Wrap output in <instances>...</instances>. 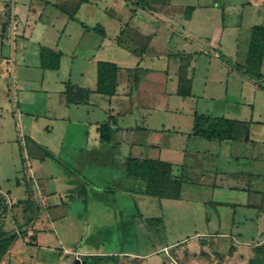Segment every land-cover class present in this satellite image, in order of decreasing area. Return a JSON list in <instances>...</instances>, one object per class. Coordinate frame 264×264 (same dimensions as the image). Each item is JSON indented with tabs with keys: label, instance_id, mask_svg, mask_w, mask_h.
I'll return each instance as SVG.
<instances>
[{
	"label": "rangeland",
	"instance_id": "obj_1",
	"mask_svg": "<svg viewBox=\"0 0 264 264\" xmlns=\"http://www.w3.org/2000/svg\"><path fill=\"white\" fill-rule=\"evenodd\" d=\"M50 1L63 2L70 11L76 2ZM146 2H157V10L163 11L164 16L171 15L173 32H169L170 37L163 33V25L156 37L134 35L130 26L137 22L135 17L131 18L133 10L128 0H89L75 10L73 19L45 0H18L17 20L25 36L17 37L15 60L10 59L11 41H3L0 35V195L7 200V193L11 199H21L28 215L41 218V221L36 227L40 231L37 243L36 234L28 233L29 227H21L17 217L12 215L5 220L3 215L4 229L15 232L21 240L10 245L0 257V264H73L76 256L82 258L84 254L105 255L99 264H264V74L257 78L236 68V64L245 59L251 26L264 24V0ZM13 3V0H0V19L4 17V9ZM194 5L197 8L184 27L188 30L184 35L180 22L190 19ZM186 6H193L188 17L185 16ZM143 14L150 16L149 11ZM128 20L129 25L125 26ZM97 22L105 26L104 36L93 32L82 34V23L93 26ZM137 27L144 31L152 29L150 24ZM120 29L123 32L118 35ZM216 31L220 34L217 37ZM40 44L62 50L59 69L34 65ZM126 52L145 53L146 65L168 74L183 62L179 54H191L188 75L193 78L192 94L180 96L170 92L172 83H167L165 92L155 90L154 106L149 109L131 107L121 93L109 97L94 90L87 104L67 105L63 94L66 80L93 88L92 59L118 61L126 66L132 63ZM22 55L24 62L20 58ZM260 71L264 73V58ZM140 72L136 69L134 74ZM165 103L172 107L171 112H164ZM129 109L133 114H123L119 123L140 124L143 121L158 129L164 123L165 127H175L183 133L191 130L192 110L245 120L249 136L256 143L230 141L222 145L225 151L217 153L220 146L217 141L190 137L188 149L193 154L186 155L184 162L199 164L188 166L193 169L192 177L196 170L214 172L216 176V166L223 169L251 166L254 175L250 179L242 178L249 180L251 191L247 193V190L229 188L225 184L217 187L214 178L209 184L196 180L183 182L182 199L173 203L165 200L159 205V198L150 195L135 197L123 187L126 182L137 185L141 180L128 181L121 153L102 152L104 148L99 144L103 141L95 128L96 122L107 120L108 111L122 113ZM49 111L60 115L68 113L70 120L49 118L45 115ZM143 111H150L145 116L146 121L140 116ZM84 120L91 122L87 137L83 125L75 122ZM162 132L146 131L144 135L161 141ZM240 132L246 134L245 129ZM171 134H165L162 142ZM131 135L134 138L142 136L141 133ZM60 140L63 147L57 148ZM128 148L125 145L124 149ZM50 149H56L52 157L46 153ZM234 154L241 157L239 162L235 163ZM151 155L157 157L158 153L152 151ZM244 155L248 163L244 162ZM93 157L96 161L91 160ZM160 157L167 159L169 156L163 151ZM173 170L178 173L177 164ZM39 176L52 194L55 189L65 192L73 188L76 192L74 179H79L87 188V204L80 196H63L65 204L55 210L56 217L47 218L36 195L41 181ZM53 198L58 200L57 195ZM210 200L234 205L212 206L205 202ZM236 202L247 203L236 209V204L240 205ZM61 209L66 217H57ZM141 215L162 216L163 222L148 223L144 218L137 226L131 225V221ZM119 222L123 225V236L116 237L104 230L105 225ZM107 247L117 250L82 251L106 250Z\"/></svg>",
	"mask_w": 264,
	"mask_h": 264
},
{
	"label": "crops",
	"instance_id": "obj_2",
	"mask_svg": "<svg viewBox=\"0 0 264 264\" xmlns=\"http://www.w3.org/2000/svg\"><path fill=\"white\" fill-rule=\"evenodd\" d=\"M13 1H14L13 5L9 4L4 9V12H3L4 17L2 19H0V35L2 37L1 39H3V41L4 40L5 41H11V44H12L11 56L12 57H10V59L15 60V58H16L15 57L16 56L15 49H16V45H17V37L18 36H25V35H24V28L22 27L21 23L19 25V22L17 20V16L19 15V12H20L19 11V5L17 3L18 0H13ZM29 1H31V0H29ZM128 1L131 3L132 10H133V12L131 13V18L135 17V21L137 22V23H135V25L133 24V26H130L132 28V31H133L132 33L134 35H138V36L143 35V36L148 37V38L156 37L158 29L160 28L161 25H163V28H164L163 33L170 37L171 34H169V32H173V30L170 28L171 24H173L172 23L173 18L171 17L170 14H168V15L166 14L164 16L163 11L161 12L160 10H157V7H156L157 2L156 3L155 2L154 3L153 2L148 3V2H146V0H143L142 2H139L138 0H128ZM169 1L170 0H166L167 3H169ZM10 2H11V0H10ZM45 2L46 3H52L56 8L60 9L63 13H66V12L62 8H65L66 11L71 12L65 6L62 5V4H64L63 2L62 3H56V2H52L50 0H45ZM133 2H136L137 4H134ZM76 3H77V0L75 2V6H76ZM87 3H89V0L81 3L77 7V9H79L83 4H87ZM93 3H96V1H94ZM140 7H143V8H140ZM29 8L30 7L28 5L27 10H29ZM196 8H197V6L194 5V9L189 16L190 19L184 18L185 20H182V22H180L181 26L183 27V30L181 31V33H183L184 35L188 33V30L184 27L187 25L189 20H191L193 18V15H194ZM77 9H75V10H77ZM144 11H147V12L149 11L150 16L144 15L143 14ZM66 15H67V13H66ZM24 17L25 16L22 15L21 19H23ZM67 17H68V15H67ZM73 18H75L74 14H73ZM73 18H71V19H73ZM129 22L130 21L128 20L126 22L125 26L126 25L128 26ZM138 24L141 26H143V25L147 26L148 24H150V25H152V29L151 30L148 29L147 31H144V30L139 29L137 27ZM93 26H91V25L88 26V25L84 24L82 34L84 35L85 33L93 32V33H99L101 36H104V34H105V26L104 25H102L104 28L103 34L93 30L92 29ZM120 28H122V27H120ZM218 33L219 32L216 31V33L214 34L215 37L220 35ZM61 34H63V29L61 30ZM40 45H42V44H40ZM45 46H47V45H45ZM48 47L58 49L61 51V58H60V65H59V67H60L61 66V59L63 56L62 50L60 48H56L54 46H48ZM126 53L132 59V63H130L129 65H126V66H122L118 61L116 62L117 65L119 66V70H118V74H117V86H116V93L115 94L121 93L122 95L127 97L131 107L141 108L144 110L145 108L149 109L152 106H154V104H152L153 93L155 92V90H158L160 92H165L167 83H172V86L170 87V92L175 93L177 83H178V81H177L178 80V67L173 71L172 74L171 73L168 74V72L161 73L159 69L151 68L148 65H146L147 63H145L146 61L144 58L145 53H142V55H136V53H134V52H131V54L129 52H126ZM191 57H192V55L190 54L189 59ZM20 58H21L22 62L25 61V58L23 55ZM83 59H84V57H83ZM189 59H188V62H189L188 66L190 65ZM97 60H101V59H94V58L92 59V68L95 72V79H94L95 84H96V62H97ZM34 65L39 66V53H38V59L36 60V63ZM188 66L186 69V75L188 77H191L188 75ZM59 67H58V69H59ZM136 69L141 70V72L139 74H137L136 82H134L133 77H134V72ZM80 74L82 75L83 73L80 72ZM245 75H249V74H245ZM192 82H193V78H192ZM77 84L82 85V86L86 85L85 83H80V82ZM89 88L91 90H93L95 88V85L93 88L91 86ZM119 88L121 90L120 92H118ZM67 105H73V104L67 103ZM75 106L79 107V105H75ZM161 107H162V105L159 106V108H161ZM159 108H158V110H160ZM162 108H164L165 113L171 112L173 110L172 107H170L166 103L164 104V106ZM175 111H176V108H175ZM194 111H196V110L190 111L191 119H193V112ZM148 112L150 113V111H148ZM148 112L143 111L140 114V116L142 118H144L143 120H145V121H146L145 116L149 114ZM128 113H130V115H132L133 110L129 109V111L122 112V113L121 112H110V111H108V116L111 115V119H110L109 123H110V127H111L112 131H111L110 139L107 141L102 140L99 137L98 126L100 123L96 122L95 128L98 132V137L101 141H103V142H101V144H99L100 147L104 148V151H102V152L109 150V151H114L116 154L121 153V155L124 156V160L127 156H134V157H141V158L142 157H151V158H158V159L166 160L172 164V174L174 176H178L180 173V170L178 171V173L174 172V170H173L174 164H177L179 169L181 166H191V165L192 166H199V164H197V163L189 165L187 162H184L186 155L188 156V154L189 155L193 154V152H190V150L188 149V140L190 139V137H197V136L188 135V132L183 133L180 131V129H177L175 127H173V128L165 127L164 123H161V127L159 129L154 128V127H150L148 125V123H144L143 121H141L140 124L139 123L133 124L131 122L119 123L118 122L119 118H121L123 116V114L127 115ZM20 114H21V112H20ZM45 115L49 118L70 120L68 113H66V115H63V114L60 115L57 113L55 114L52 111H49ZM108 116H107V119H108ZM215 116H218V115H215ZM223 116H225V115H223ZM226 117H228V116H226ZM229 118H234V117H229ZM235 119H237V118L235 117ZM238 120H240V119H238ZM104 121H106V120H103L102 122H104ZM242 121H245V120H242ZM75 122L83 125V132L85 133V136L87 137L89 134V129H90V125H91L90 120H84L82 122L81 121H75ZM144 124H146V125H144ZM146 131H149V133H153L155 131H158V132L163 131L160 134L161 138H159V136H158L159 140H161V141H158L156 138L146 137L144 135V132H146ZM171 132H172V134H171L172 136L169 135L166 142H162V138L164 137V135L168 134V133L170 134ZM134 133H141L142 136L134 138L131 135ZM123 134H126L127 136H123ZM129 134L131 136H129ZM244 136L245 135H241V133H240L238 135L237 139H229V140H222V141L215 140L218 142L217 145H220V146H218L217 153L225 151L226 148L225 147L223 148L222 145H226V143H228L230 141H232V143L236 142V140H243L245 142H250V141L255 142L253 139L250 138L249 133L247 134V137L249 138L248 140H244L243 139ZM177 137H178V139H177ZM29 138H31V137L29 136ZM208 141H214V140H208ZM62 142H63L62 140L59 141L57 148L63 147ZM45 145L49 148L48 144L45 143ZM125 145H128V147H129L127 149L128 152L126 149H124ZM97 148H99V147H97ZM123 149L125 151H123ZM85 150L88 151V148H85ZM95 151H98L97 153H99L98 149ZM152 151L157 152L158 156L157 157L152 156L151 155ZM163 151L167 152V155L169 156V157H167V159L166 158L164 159V157H160V154ZM195 151L198 152V150H195ZM50 152L55 154L56 149H55V151L50 149ZM132 152H134V153H132ZM97 153L94 152L95 155ZM233 158H234L235 163H236V162H239V158H241V157H239L238 154H234ZM243 159L245 160L244 161L245 163L249 162L247 155H244ZM91 160L96 161V159L94 157ZM123 163H124V161H123ZM117 167H119V166H117ZM122 168L124 169V166H122ZM30 169H31V166H30ZM214 170L216 171L215 186L221 187L225 184L229 188L234 187L236 189L247 190V193H248V191H251L250 185L248 182L249 180H247V181L242 180V178H244L246 176L249 177L248 179H250L251 175L252 174L254 175V172H252V170H251V166H241L238 168L235 166L234 168H228V169H223L220 166H216V167H214ZM124 173H125V170H124ZM48 175H51V174H48ZM39 177H40L39 179L41 181L39 182V188H38L36 195H37V197L40 198V202L42 203V205L45 209L47 218L56 217L55 210L58 211V209H60V208H58L59 205L63 206L65 204L64 203L65 201L63 200V196H66V197L67 196H71V197L80 196L82 201L87 204V194H88L87 188L85 185H83L80 182L79 179H74L73 186L75 187L76 192H74L75 190L72 191L73 188H69L65 192L57 191L55 189L54 190L55 193L52 194L50 191H48L45 188L46 183L43 182V179H41L43 177L42 176H39ZM126 177H128V176L126 175ZM239 179H241L242 181H239ZM129 180L135 181L134 178L128 177V181ZM70 181H71V179H70ZM136 184L137 185H134L133 182H131V183L126 182V185H124L123 188L125 190L129 191L135 197L145 198V196H144L145 194L140 192V190L143 187V181H141L140 183L136 182ZM182 184H183V182H182ZM182 186L183 185H181L180 197L178 199H164V198L158 199L159 205H162L163 201H165V200H170V201H172V203H173V201L174 202L181 201V199H182ZM34 195H35V193H34ZM55 195L58 196V200L56 198L55 199L53 198ZM7 198L9 199L8 202L10 203V205L8 206V209L4 214L5 215L4 219L8 220V218L12 217V215L17 217V219L20 221L21 227H24V229L29 227L28 233L36 234L35 242L38 243V234L40 231L38 230L39 228H36V227H39V222L41 221V218L37 219V217L35 218L33 216L28 215V213H27L28 211L22 205L23 201L21 199H11L10 196L8 195V193H7ZM247 201H248V199H247ZM205 202H207V201H205ZM236 203L240 204V205L236 204V209H240V208H243L242 205H245L247 202L246 203L236 202ZM37 208L39 209V206ZM249 209H250V207H249ZM37 212H39V210ZM51 212H53V213L51 214ZM60 212L61 213L59 215H57V217H59V216L60 217H62V216L66 217L67 214L63 215L64 211L62 209ZM77 214L78 213H75V215H77ZM39 215L40 214H38V216ZM119 215H120V213H119ZM120 216H122V215H120ZM138 218L135 220H132L131 225L136 224V226H137V222L140 220L144 221V218H146V217H143V215H141ZM122 220H123V217L121 218V221ZM33 222H34V225L31 224ZM7 225H8V223H7ZM31 228L37 229V231L33 232V230ZM5 229L7 231H9L6 227H5ZM104 230L107 232L109 231L111 233V235L113 234L116 237H121V236H123V233H124L123 225L120 222L105 225ZM17 240H21V239L19 237H16L13 240L12 245H14ZM107 248L108 249H106V250L96 249L95 251H92V250H82V251H84L86 253H94V252L95 253H97V252L102 253V251H106V252H113L114 251L115 252L117 250V249H114V247H107ZM64 249L67 251H73L72 249H69L67 247H65ZM74 250H76V249H74Z\"/></svg>",
	"mask_w": 264,
	"mask_h": 264
},
{
	"label": "trees",
	"instance_id": "obj_3",
	"mask_svg": "<svg viewBox=\"0 0 264 264\" xmlns=\"http://www.w3.org/2000/svg\"><path fill=\"white\" fill-rule=\"evenodd\" d=\"M87 0H77L76 6L71 12L62 8L69 18H73L75 9ZM142 2L143 0H138ZM186 17L193 9V6H186ZM84 26V24L82 23ZM93 30L104 33L102 24L96 23ZM123 29L119 30L122 34ZM181 62L178 65V83L175 93L180 96H190L192 94V78L186 75L188 59L190 54H180ZM264 57V24H253L250 29V37L247 46L245 59L242 63H237L236 68L243 74H250L260 78L263 72L260 71V65ZM61 51L45 45L39 46V67L42 69H58L60 65ZM119 66L115 61L97 60L96 62V84L93 89L95 92L112 96L116 93L117 74ZM137 74H134L133 81L136 82ZM89 87L73 83L70 80L64 82L63 94L68 104L81 105L89 102L90 93L93 91ZM108 119L98 126L99 137L102 140H109L111 136L110 121ZM241 129H245L246 134L244 140H248L247 122L235 118H229L223 115L215 116L202 112H193L192 126L188 135L197 136L208 140H229L237 139L241 133ZM49 156H53L51 152L46 151ZM125 174L134 179L143 181V187L140 190L145 195L156 196L159 199H178L180 197L181 185L185 181H198L207 184L213 183L215 178L214 172L196 170L194 177L190 176L193 169L188 166H181L178 176L172 174V164L166 160L151 157H134L127 156L123 163ZM194 179V180H193ZM205 179V180H204ZM212 206L234 205L225 201H207ZM8 206L5 198L0 195V257L10 247L16 238L14 232L7 231L3 227V215L7 211ZM148 223H162L161 216L146 217ZM113 256H111L112 258ZM88 264H99L106 258L103 254H84L82 256ZM115 258V257H114ZM74 264V263H73Z\"/></svg>",
	"mask_w": 264,
	"mask_h": 264
},
{
	"label": "water",
	"instance_id": "obj_4",
	"mask_svg": "<svg viewBox=\"0 0 264 264\" xmlns=\"http://www.w3.org/2000/svg\"><path fill=\"white\" fill-rule=\"evenodd\" d=\"M73 263L74 264H88L87 261L84 259V258H80L78 256H76L74 259H73Z\"/></svg>",
	"mask_w": 264,
	"mask_h": 264
},
{
	"label": "built area",
	"instance_id": "obj_5",
	"mask_svg": "<svg viewBox=\"0 0 264 264\" xmlns=\"http://www.w3.org/2000/svg\"><path fill=\"white\" fill-rule=\"evenodd\" d=\"M30 177H32V175L30 174ZM36 187H37V185H36ZM36 190H38V187H37V189ZM4 198H5V196H3ZM5 202H6V204H7V202H8V200L7 199H5Z\"/></svg>",
	"mask_w": 264,
	"mask_h": 264
}]
</instances>
